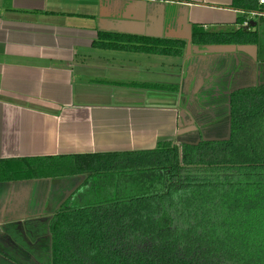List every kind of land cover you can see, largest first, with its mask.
Listing matches in <instances>:
<instances>
[{"label": "crops", "instance_id": "1", "mask_svg": "<svg viewBox=\"0 0 264 264\" xmlns=\"http://www.w3.org/2000/svg\"><path fill=\"white\" fill-rule=\"evenodd\" d=\"M230 4L0 0V160L149 151L177 142L195 126L187 97L197 89L198 69L217 58L198 55L203 46L192 43L186 50L193 26L252 29L261 42L249 14ZM243 17L248 27L237 23ZM113 36L184 41L185 51L175 58L92 45ZM70 178L0 183V264H46L49 223L85 186V176ZM62 185L60 200H51L53 187Z\"/></svg>", "mask_w": 264, "mask_h": 264}, {"label": "trees", "instance_id": "2", "mask_svg": "<svg viewBox=\"0 0 264 264\" xmlns=\"http://www.w3.org/2000/svg\"><path fill=\"white\" fill-rule=\"evenodd\" d=\"M243 14L257 0H231ZM245 17L238 19L243 25ZM255 31L208 32L195 46H252ZM93 47L182 57L185 42L113 36ZM214 135L149 151L0 160V183L85 176L49 223L46 264H264V87L235 91ZM210 120V121H209Z\"/></svg>", "mask_w": 264, "mask_h": 264}, {"label": "flooded vegetation", "instance_id": "3", "mask_svg": "<svg viewBox=\"0 0 264 264\" xmlns=\"http://www.w3.org/2000/svg\"><path fill=\"white\" fill-rule=\"evenodd\" d=\"M254 22L257 24L259 22L257 31L260 36L262 35L260 44L256 45L257 52L250 51L246 55L242 53V56L235 55L229 59L226 57L228 66L223 72L216 71L215 59H209L206 65L203 64V70L201 66L198 69L197 89L190 92L187 97L190 98L187 105L189 118L196 129L188 130L183 136H190L189 139L196 140L214 135L211 128L224 124L226 120L225 118L214 122L209 120L210 123L205 124L206 117L212 118L221 114L223 108H227L231 95L239 90V85H242V89L264 87V31L262 32L264 20Z\"/></svg>", "mask_w": 264, "mask_h": 264}, {"label": "water", "instance_id": "4", "mask_svg": "<svg viewBox=\"0 0 264 264\" xmlns=\"http://www.w3.org/2000/svg\"><path fill=\"white\" fill-rule=\"evenodd\" d=\"M252 22H254V21H252ZM251 23H249V25L251 26L250 28L257 27L256 22L253 24H251ZM186 46H187L186 50H188V48L191 47V35L189 36V38L186 39ZM194 48H196V47H194ZM248 49L256 50V47L255 46H238V47L237 46H203V51L200 52L198 55H201V56H203V55L217 56V58H216L217 60H222L223 64L228 65L227 64L228 60L225 57V56H227L226 54H231V56H235L236 52L242 51V53H247L246 51H248ZM193 129L195 130L196 127L194 126Z\"/></svg>", "mask_w": 264, "mask_h": 264}, {"label": "rangeland", "instance_id": "5", "mask_svg": "<svg viewBox=\"0 0 264 264\" xmlns=\"http://www.w3.org/2000/svg\"><path fill=\"white\" fill-rule=\"evenodd\" d=\"M230 61H232V58L230 59ZM227 66L228 65L222 63V60H217V59L215 60V66L214 67H215L216 71L222 70L221 72H223V71H225V69H227ZM239 86H240V88H242V85H239ZM239 86H237V87H239ZM228 107H229V104H228L227 108ZM58 179L61 180L60 181L61 184H63L64 182H66V180H69V179L71 180L70 177H62V178H58ZM71 182H72V180H71ZM62 188H63V185L61 187H57V186H54L53 187V191L50 194L51 200L56 201L57 198L60 200V198L62 196ZM88 189H89L88 187H83V189L79 190L77 193H75L74 195H72V199L78 200V201H80V203L87 202V201L89 202L91 200V196H90L89 191H87ZM56 203L57 202H55L54 204H56ZM42 245H43V242L40 241L39 242V246H42ZM43 250L44 249L42 248L39 251L42 253Z\"/></svg>", "mask_w": 264, "mask_h": 264}, {"label": "built area", "instance_id": "6", "mask_svg": "<svg viewBox=\"0 0 264 264\" xmlns=\"http://www.w3.org/2000/svg\"><path fill=\"white\" fill-rule=\"evenodd\" d=\"M259 5H264V0H259ZM249 16L250 17L248 19H251L252 21L264 20V10L250 12ZM248 21L249 20H245V22L243 23L244 27H248Z\"/></svg>", "mask_w": 264, "mask_h": 264}]
</instances>
